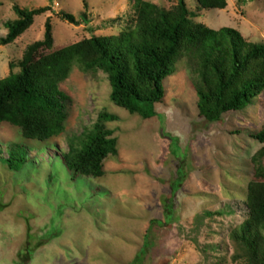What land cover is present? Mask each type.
<instances>
[{
    "label": "rangeland",
    "instance_id": "374dc122",
    "mask_svg": "<svg viewBox=\"0 0 264 264\" xmlns=\"http://www.w3.org/2000/svg\"><path fill=\"white\" fill-rule=\"evenodd\" d=\"M135 1L0 0V39L8 32L6 22L17 19L15 4L53 7L15 42L0 44V78L29 44L44 39L47 17L55 51L130 29ZM148 1L168 9L177 4ZM187 2L195 22L264 42V0H227L225 9ZM61 11L80 24L61 19ZM163 85L166 96L155 104L156 115L144 118L112 101L102 70L72 65L60 83L70 99L63 133L32 141L21 128L0 125V264H133L146 243L145 264H234L231 232L247 217L252 156L264 147L251 136L264 125V91L245 109L209 122L199 114L185 58ZM103 112L117 116L106 122L118 140L117 154L106 159L102 177L76 174L62 159L69 138L91 129ZM16 143L30 154L19 171L3 161Z\"/></svg>",
    "mask_w": 264,
    "mask_h": 264
},
{
    "label": "trees",
    "instance_id": "16d2710c",
    "mask_svg": "<svg viewBox=\"0 0 264 264\" xmlns=\"http://www.w3.org/2000/svg\"><path fill=\"white\" fill-rule=\"evenodd\" d=\"M165 8L148 0H136L135 25L119 35L83 39L58 50L54 46L52 17L45 22L44 39L29 44L18 63L0 78V125L22 129L24 138L47 141L66 129L69 96L60 83L71 66L89 72L102 70L111 84V99L119 107L144 118L156 115L155 104L166 96L163 82L174 64L186 59L197 94L199 114L219 122L224 114L248 107L264 91V42H251L230 27L218 30L195 22L187 0ZM201 8L225 9L227 0H197ZM17 19L6 22L8 32L1 45L15 42L52 5L34 9L13 6ZM59 17L80 22L71 13ZM83 19L87 22L86 15ZM18 67L19 71L15 72ZM117 120L103 112L91 129L73 135L62 159L69 170L89 177L105 174V161L117 154L118 140L106 122ZM264 143V125L251 134ZM26 146V145H25ZM3 161L19 171L30 159L29 149L13 144ZM254 180L248 184L247 217L231 232L234 264H264V147L252 156ZM145 248L133 264H145ZM158 264H169L168 260Z\"/></svg>",
    "mask_w": 264,
    "mask_h": 264
}]
</instances>
